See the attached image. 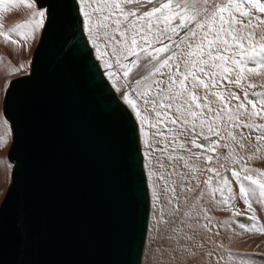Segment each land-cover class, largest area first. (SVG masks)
Masks as SVG:
<instances>
[{"label":"snow or ice","instance_id":"6c2138e0","mask_svg":"<svg viewBox=\"0 0 264 264\" xmlns=\"http://www.w3.org/2000/svg\"><path fill=\"white\" fill-rule=\"evenodd\" d=\"M73 3L95 58L114 84L122 81L118 90L144 129L156 200L154 239L170 233L185 241L182 248L194 249L198 230L219 235L212 206L240 216L237 200L249 210L253 200L264 202V171L248 163L264 146V123L257 122L264 121V90H255L264 88V0ZM46 18L45 10L34 8L25 25L0 36L7 43L15 32L30 44ZM6 143L7 134L0 136V146ZM250 219L232 222L244 232L264 233V224Z\"/></svg>","mask_w":264,"mask_h":264},{"label":"water","instance_id":"95a60500","mask_svg":"<svg viewBox=\"0 0 264 264\" xmlns=\"http://www.w3.org/2000/svg\"><path fill=\"white\" fill-rule=\"evenodd\" d=\"M46 7L30 71L3 98L12 140L0 264H140L149 193L135 117L106 78L73 0Z\"/></svg>","mask_w":264,"mask_h":264},{"label":"rangeland","instance_id":"374dc122","mask_svg":"<svg viewBox=\"0 0 264 264\" xmlns=\"http://www.w3.org/2000/svg\"><path fill=\"white\" fill-rule=\"evenodd\" d=\"M23 1L24 0H0V25H2V27H0V31L8 32L9 29L14 28L16 25H25L27 23L31 15L27 16L25 12L22 13L21 7ZM30 1L33 2L35 8H39L34 0ZM42 9L46 12L45 8ZM20 31L22 32L23 29H21ZM40 34L41 30L37 32V37L33 39L30 44H24L21 36H18L15 32H11L8 42H5V45H2L0 43V48H3L5 46L6 50L10 51L6 59L8 67L1 69L0 65V88H2L1 90L3 92V98L10 80L30 71L31 59ZM11 40H17L18 43L13 44ZM99 61L103 68L102 60ZM20 64H24L25 67L18 72L10 71V68H18ZM252 79L257 80L260 78L253 77ZM109 81L117 90L119 96L123 99L121 91L118 90L119 85L122 83V81H117L115 84L112 80L109 79ZM233 90L236 91L238 95L242 96V93L239 89L234 88ZM255 90L262 91L264 90V88L258 87ZM2 114L4 117L5 115L3 113V108ZM4 119L9 124V131L6 133L7 143L3 146H0V201L9 184L11 169L13 166V163L8 158V148L12 140V131L9 121L6 117H4ZM137 120L139 123L140 121L138 118ZM257 122L264 123V121ZM1 127L2 126L0 125V129H2L0 130V136H3L5 135V133L3 132V127ZM142 129L143 128H141L140 126V134L142 137V151L143 155H146L147 153L145 152L149 150L145 146L143 132L144 129ZM255 143L256 141L253 135V146L255 145ZM249 150H254V147H251ZM219 151L225 155L228 152L227 149L223 148ZM240 154L243 155L244 153L241 152ZM248 163L250 167L264 171V146H262L260 158L248 161ZM147 180L152 196V208L149 219L147 243L142 258V264H264V233L244 232L238 227L237 224L232 222L233 220H236L240 223L251 224L253 223V221L250 219V217L255 216L257 218L255 221L256 223L264 224V202L253 200V207L251 210H249L245 203L237 200V208L241 213H243L240 216H233L232 212L225 208L212 206V215L214 217V220L218 224L222 225V227L219 229V235L212 237L202 230H198L195 234V239L192 242L195 244V248L192 249L189 246L188 250H185L181 247V245L185 244V241L180 240L179 242H177L176 238L171 237L170 233H164L161 238L154 239V237L157 235L154 231L153 220V213L156 210V200L153 197V189L151 187L148 174ZM233 190L238 194V189L235 186ZM224 211H226V215ZM202 242L204 246L200 247ZM218 245H222L223 247L218 248ZM193 251H195L196 253L195 258L192 257ZM209 253H219V256L223 258L218 260L216 255L210 256Z\"/></svg>","mask_w":264,"mask_h":264},{"label":"bare ground","instance_id":"6f19581e","mask_svg":"<svg viewBox=\"0 0 264 264\" xmlns=\"http://www.w3.org/2000/svg\"><path fill=\"white\" fill-rule=\"evenodd\" d=\"M34 2H36V0H34ZM37 3V2H36ZM29 4H32L33 5V7H29ZM39 8H45L46 9V7L45 6H39L38 4H36ZM34 8H35V6H34V4H33V2H31L30 0H24L23 2H22V7H21V11H22V13H24L25 12V14L27 15V16H29V15H31V13H32V11L34 10ZM47 12V11H46ZM85 35H86V32H85ZM35 37H37V33L35 34ZM0 43L2 44V45H5V37L4 36H0ZM89 44H90V42H89ZM1 45V46H2ZM90 46H91V44H90ZM92 48V47H91ZM92 51H93V54H94V56H95V51H94V49L92 48ZM8 53H10V51L9 50H6V48H5V46L3 47V48H0V65H1V69H4L5 67H8V64H7V57H8ZM98 60V59H97ZM98 62H99V64H100V66H101V69L103 70V68H102V65H101V63H100V61L98 60ZM103 73L105 74V72H104V70H103ZM105 76H106V74H105ZM106 78H107V76H106ZM108 79V78H107ZM108 81H109V79H108ZM110 82V81H109ZM110 84L112 85V83L110 82ZM1 86V85H0ZM113 86V85H112ZM113 88H114V86H113ZM2 88H0V125L3 127V132L6 134L8 131H9V124L8 123H6L5 124V119H4V117H6V116H4L3 117V114H2V100H3V92H2V90H1ZM114 90L116 91V93L118 94V92H117V90L114 88ZM119 95V94H118ZM120 97V96H119ZM121 98V97H120ZM122 99V98H121ZM123 100V99H122ZM124 101V100H123ZM125 102V101H124ZM126 103V102H125ZM127 104V103H126ZM128 105V104H127ZM128 107L130 108V110L132 111V113H133V116L135 117V120H136V123H137V129H138V136H139V143H140V151H141V154H142V165H143V169H144V174H145V178H146V184H147V188H148V193H149V212H148V220H147V228H146V235H145V241H144V245H143V250H142V254H141V261H140V264H142V258H143V255H144V251H145V248H146V243H147V237H148V227H149V219H150V213H151V208H152V196H151V193H150V190H149V186H148V180H147V174H148V177H149V180H150V184H151V187H152V189H153V179H152V177L149 175V167H148V165H149V155H148V151H146L145 153H147L146 155H145V158H144V155H143V151H142V142H141V134H140V122L138 123V120H137V118H136V115H135V113H134V111H133V109L131 108V106L130 105H128ZM8 120V119H7ZM9 121V120H8ZM9 123H10V121H9ZM1 127V128H2ZM0 130H2V129H0ZM143 130V129H142ZM165 131H167V129H165ZM1 132V131H0ZM2 132V133H3ZM144 132V131H143ZM142 133V132H141ZM149 135H151V132L149 133ZM144 139H145V137H144ZM157 147L159 148V147H163V145H157ZM165 159V162L167 163V159H166V157L164 158ZM145 165H146V169H145ZM146 170H147V174H146ZM154 209V208H153ZM225 212V215H226V211H224ZM223 212V213H224ZM224 216V215H223ZM225 218H227V217H225ZM224 218V219H225ZM229 219V218H228ZM226 220V219H225Z\"/></svg>","mask_w":264,"mask_h":264}]
</instances>
